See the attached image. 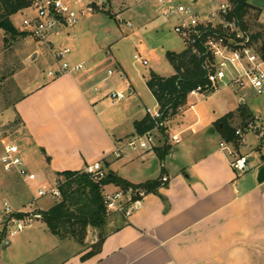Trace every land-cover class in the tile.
Instances as JSON below:
<instances>
[{
    "label": "crops",
    "instance_id": "obj_1",
    "mask_svg": "<svg viewBox=\"0 0 264 264\" xmlns=\"http://www.w3.org/2000/svg\"><path fill=\"white\" fill-rule=\"evenodd\" d=\"M38 55L34 50L28 57ZM46 60L52 65L50 56ZM97 74L85 68L55 78L48 76L16 103L29 147L41 155L37 159L40 176L54 180L57 173L84 171L99 161L106 172L135 184L161 174L168 181L144 194L130 215H116L100 251L91 257L82 259V252L44 263L48 252L63 243L47 228L55 240L44 235L41 239L49 241L50 247L26 234L0 246V264H264V182L256 181L264 155L254 162L248 157L249 168L237 173L230 165L232 149L220 147L223 139L213 125L226 113L206 119L193 107L184 123L166 125L165 136L158 139L156 147L169 144L163 160L153 150H144L138 161H132L133 176L124 175L114 165V150L138 135L133 123L146 113L123 106L116 116L108 110L103 98L113 89L111 84L98 88L94 82ZM128 93H135L131 84ZM235 120L239 124L242 120L233 118L237 129ZM125 123L132 128L124 131ZM170 134H178L180 141L171 142ZM238 146L234 145V151L248 156ZM108 188L116 189L111 184ZM28 204L14 208L24 210Z\"/></svg>",
    "mask_w": 264,
    "mask_h": 264
},
{
    "label": "rangeland",
    "instance_id": "obj_2",
    "mask_svg": "<svg viewBox=\"0 0 264 264\" xmlns=\"http://www.w3.org/2000/svg\"><path fill=\"white\" fill-rule=\"evenodd\" d=\"M103 1L105 6L102 10L84 17L74 26L64 28L59 34H50L48 38L55 46L70 47L71 51L65 56L66 60L72 59L71 62L75 63L81 61L84 63L83 69H94L98 73L94 81L98 88L111 84L113 91L123 92L126 96L129 95V84L135 88L133 95L117 103H113L108 95L103 98L105 107L116 116L117 113L120 115L123 106L125 110L126 108L138 110L139 113L145 112L146 107L155 109L156 101L145 84V77L151 70L161 76L174 73V67L167 61L165 54L167 51L180 53L185 50L183 40L173 31L175 20L173 17L166 18L160 14L157 0ZM177 1L183 4L189 2V0ZM248 1L264 13V0ZM206 2L207 0H197L194 7L199 9ZM34 13L33 9L25 8L13 14L11 20L15 28L21 32L22 19ZM261 17L262 15L260 20L263 21ZM129 21L132 22L133 27L127 26ZM4 36V31L0 29V78H3L0 79V154L4 140L16 142L26 167L36 176L33 182H29L28 188L14 173H5L0 167V197H6L13 207L29 201L31 205L29 207L26 205L25 208L47 210L57 200L50 195L37 197V188L42 185L53 186L55 182L52 177L40 176L41 170L37 166V159H40L41 155L29 147L24 125L15 111V105L22 94L48 78L47 70L51 64L46 58L49 55L42 44L28 43L22 35L14 38L6 36L7 42L4 41ZM141 44L144 46L143 51ZM34 50L38 51V57L29 59L28 56ZM135 53H140L141 57L147 59V63L136 61L133 58ZM108 69L112 70L111 75L107 73ZM261 69L264 73V62ZM240 100L244 101L250 110L259 132L264 133V86L262 94H257L249 86L240 89L233 84H221L215 91L190 95L186 104L175 115L165 120L166 125L173 127L182 121L184 123L185 119L189 118L190 112H193L188 108L191 103H194L195 111L210 119L236 110ZM234 123L237 128L243 127L242 123L239 124L236 120ZM123 128L124 131L130 130L132 125L125 123ZM162 138V136L158 137V139ZM238 147L240 152L248 154L250 162L259 160L264 155V143L260 136L250 129L246 130L244 140ZM228 148L235 150L234 145H228ZM123 152L125 155L115 159L114 165L117 166V171L132 177L135 172L132 161H138L139 154L144 150L139 147L132 150L125 146ZM147 153L151 152L148 150ZM61 178L55 175L58 182ZM107 212L110 220L105 230L109 231L114 226L111 223L112 219L116 215L119 218L123 216L114 211L107 210ZM40 218L33 222L31 228L24 229L19 235L11 238V242L28 234L31 239L33 237V241L39 240L38 244L43 247H50V242H43L42 236H47L49 240L55 238L50 237L45 223ZM62 241L58 249L48 252L44 263L93 250L92 244L97 241V230L90 229L82 245L72 239Z\"/></svg>",
    "mask_w": 264,
    "mask_h": 264
},
{
    "label": "built area",
    "instance_id": "obj_3",
    "mask_svg": "<svg viewBox=\"0 0 264 264\" xmlns=\"http://www.w3.org/2000/svg\"><path fill=\"white\" fill-rule=\"evenodd\" d=\"M138 1V0H137ZM29 6L34 14L22 19L21 32L28 43H40L48 52L52 65L47 70L51 78L65 73L79 72L84 68L83 62L75 64L65 59L70 53V47L55 46L48 38L50 34H59L64 28L79 23L84 17L102 10L105 6L103 0H29ZM238 0H207L199 9L194 6L197 0H189L183 4L177 0H157L160 14L166 18L173 17L175 24L173 31L183 40L185 48L192 55L203 58L202 69L205 71L206 92H212L222 85L233 84L240 89L251 87L257 94L263 93L264 73L261 69L264 60L260 57L250 40V35L243 29L234 15ZM264 21V15H262ZM128 27H133L132 22H127ZM142 47V44L140 45ZM143 51V50H141ZM133 58L142 64L147 59L135 53ZM112 70H108L111 75ZM201 92V86L190 91L188 96ZM127 96L123 92L113 91L109 98L117 103ZM190 109L194 103L189 104ZM145 113L156 121L155 128L128 138L122 146L116 147L114 156L117 158L125 155L123 148L126 146L132 150L141 148L152 150L158 144V137L166 134V121L160 119L158 108H145ZM162 129V132L160 131ZM251 130L262 137L254 120L249 121L242 128L235 130L238 143L243 142L246 130ZM169 140L173 143L180 141L178 134H170ZM167 143V142H165ZM221 148L233 145L232 142L222 141ZM230 165L237 173H243L249 168L248 156L240 155L234 150H229ZM0 167L5 173H14L26 184L33 182L35 174L25 165L20 147L16 142L4 140L0 154ZM94 180H99L106 175L101 162L96 161L84 169ZM168 177L163 175L161 182L165 184ZM53 186L42 185L37 188V197L50 195L54 199L60 198L59 182L54 179ZM109 185L102 186V196L107 210L120 213L123 217L135 211L144 195L141 189L128 188L126 190L116 188L110 190ZM31 204H28V207ZM40 214L36 209H16L6 197H0V244L7 243L11 238L30 227L39 219Z\"/></svg>",
    "mask_w": 264,
    "mask_h": 264
},
{
    "label": "trees",
    "instance_id": "obj_4",
    "mask_svg": "<svg viewBox=\"0 0 264 264\" xmlns=\"http://www.w3.org/2000/svg\"><path fill=\"white\" fill-rule=\"evenodd\" d=\"M29 3V0H0V29L4 31L5 42H7L6 36L11 38L17 35L24 36L23 32L15 28L11 16L27 8ZM261 14V10L249 3L248 0H238L234 10L235 17L243 29L249 33L252 44L264 60V22L260 20ZM165 57L174 67V73L169 76H161L151 70L145 81L158 105L162 120L175 115L186 104L190 91L201 86L200 93L205 92L207 83L205 71L202 69L203 58L190 54L186 48L180 53L167 51ZM237 116L242 120V126L253 120L247 106L240 104L235 112H228L213 123L214 127L219 130L223 141L232 142L235 146L239 144V141L235 135L236 128L232 121ZM155 126L156 121L148 115L133 123L135 133L138 135L155 128ZM160 131L162 132V129ZM262 139L264 140V134ZM168 149L169 144L165 143L152 150L159 160H163ZM57 175L62 177L58 184L60 198L47 210L37 211L50 233L59 240L72 239L82 245L85 243L88 231L96 229L97 241L92 244L94 249L82 256V259H85L100 251L108 234L105 226L110 219L102 196V186L111 184L123 190L138 188L146 194L156 191L163 185L161 177L164 174H161L157 179L137 184L111 171H107L106 175L99 180H94L85 171L66 170L57 173Z\"/></svg>",
    "mask_w": 264,
    "mask_h": 264
},
{
    "label": "water",
    "instance_id": "obj_5",
    "mask_svg": "<svg viewBox=\"0 0 264 264\" xmlns=\"http://www.w3.org/2000/svg\"><path fill=\"white\" fill-rule=\"evenodd\" d=\"M178 65H180V62H178ZM211 132H213V129L210 130ZM264 160V157H263ZM256 181L258 183H262L264 182V163L259 167L257 174H256Z\"/></svg>",
    "mask_w": 264,
    "mask_h": 264
}]
</instances>
